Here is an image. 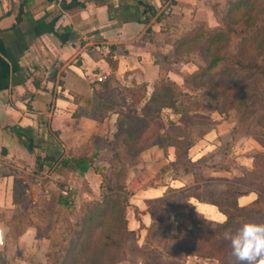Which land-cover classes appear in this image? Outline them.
<instances>
[{"label": "crops", "instance_id": "obj_1", "mask_svg": "<svg viewBox=\"0 0 264 264\" xmlns=\"http://www.w3.org/2000/svg\"><path fill=\"white\" fill-rule=\"evenodd\" d=\"M200 19L210 27L216 24L214 13L203 0H62L60 5L53 0H0V228L4 229L0 251L6 264L46 260L49 238L36 237L41 223L33 210L40 206L35 205L39 199L45 201L58 190L57 182L64 177L47 164L36 170L37 157L48 161L45 156L59 160L92 156L94 164L100 165L103 155L104 164H109L111 152L106 138L116 129L119 108L108 110L97 124L89 109L93 91L110 77L116 85L145 83L151 90L160 77V65L154 56L159 52L172 56L171 40ZM175 75L182 83V74L168 70V77L180 84ZM98 77L105 78L99 81ZM231 124H227L229 128ZM224 127L223 123L218 125L197 145L192 144L191 161L201 158L208 163L206 152L229 129ZM138 158L128 169L131 185L125 184L139 193L130 201L139 210L145 208L140 201L163 195L168 186L190 187L180 175L161 171L175 159L173 146L166 154L159 146L148 147ZM250 165L248 162L245 166ZM204 168L201 164L203 174ZM11 170L18 179L23 174L31 177V182L21 180L26 197L20 205L13 201ZM41 174L48 177L45 190L38 188ZM71 180L87 185L86 190L78 191V200L99 195L101 179L91 167L68 173L67 194L73 186ZM190 201L205 218V211L215 208L222 216L216 220H225L215 205L194 198ZM20 215H25L21 222ZM139 216L148 226L149 213L143 211ZM127 225L135 230L138 221L128 219ZM19 226H24L22 232L14 241L7 240Z\"/></svg>", "mask_w": 264, "mask_h": 264}, {"label": "trees", "instance_id": "obj_2", "mask_svg": "<svg viewBox=\"0 0 264 264\" xmlns=\"http://www.w3.org/2000/svg\"><path fill=\"white\" fill-rule=\"evenodd\" d=\"M235 0L227 14H232V21L245 25L240 32L241 40L238 43V51L230 55L228 51H221L218 44L224 39L223 33L237 32L231 25L210 27L207 22L195 20L188 24L181 31L179 36L171 40L173 45V58L158 53L154 56L155 62L160 65V77L149 90L145 83L129 86L117 85L112 87L110 81L100 82L98 89L93 91L89 101L90 114L99 122L108 110L119 106L125 110H117L115 120L116 129L107 142L113 151L111 152V163L104 169L94 164L92 156H78L71 158L55 159L45 156L48 161L37 157L35 168L41 171L47 164L53 172L61 174L63 181L57 182L58 191L54 192L49 199L54 207L66 203V178L69 172L85 171L91 167L100 176L99 195L85 200L78 207L72 205L70 213L72 218L65 217L62 226L56 234L46 230L45 226H37L36 237L45 236L49 238V245L45 252L46 262L44 264H125L131 261L130 254L146 256L148 260L144 264H161L159 251L153 250L151 256L149 250L138 244V232L141 228H149L142 222L139 213L147 211L150 217L155 219L156 211L160 206H170L181 216H184L191 224L199 226L196 216L201 215L195 210L190 201L194 198L197 201L213 204L225 215V220L220 223L216 231L207 230V240L222 238L219 240L223 248H227L222 254L224 257L213 264H235L231 256L230 243L225 239V233L235 232L241 225L234 223L236 218L239 222L262 223L264 224V187L256 190L257 196L248 204L240 205L238 197L250 192L249 189L241 188L238 184L227 182L220 192L205 194L193 191L192 187H170L168 186L163 195L146 199V206L143 210L131 204L129 198L132 191L128 189L123 181L117 180L125 174L121 156H137L144 149L151 146H159L167 153L169 146L174 147L175 159L170 161L161 171L169 170L170 173L189 172L199 170L205 160L198 158L191 161L189 149L193 142L190 138V129L195 123L193 113L189 110L196 108L188 104L183 97L188 96L187 87H204L213 94L215 104L232 93L235 98L230 106L239 111L243 116L246 113L257 112L253 117L255 126H247L246 131L264 148V88L261 92L253 91L248 100L242 97L240 85L245 79H254L257 83L264 84V0ZM204 41L203 47L196 49V53L204 60V65H198L197 69L182 75L183 87L178 86L168 77V70L161 64L169 60L168 64L177 62L185 63L181 58L185 45H190L198 39ZM208 42L209 45H205ZM183 50V52H181ZM206 52V53H205ZM205 53L204 57L203 54ZM171 60V61H170ZM216 76L219 80L212 81ZM262 84V85H263ZM261 86V84H259ZM264 87V86H263ZM110 92V94H109ZM241 94V95H239ZM118 96V99L115 96ZM164 108H169L177 120L183 122V133L173 134L162 132L159 127H152L153 120H159ZM100 114L97 115V113ZM149 129V130H148ZM119 147V150L116 147ZM261 155L264 158V150H259L250 155L251 165L245 167L244 172L251 178L258 177L255 166V157ZM262 174L264 175V164L261 163ZM13 181V201L19 205L26 197L25 186L15 176ZM260 177V176H259ZM216 195L218 198H212ZM67 196V197H66ZM132 206L134 218L138 221L137 229H130L127 225V207ZM37 213H49L44 207L36 209ZM56 212V210H55ZM25 215L19 216V222ZM49 218V216H48ZM151 218V219H152ZM49 222V220H47ZM24 226L14 229L7 240L14 241L17 234L22 232ZM132 257V256H131ZM0 264H6V258L0 251ZM43 264V263H33ZM128 264V263H126Z\"/></svg>", "mask_w": 264, "mask_h": 264}, {"label": "rangeland", "instance_id": "obj_3", "mask_svg": "<svg viewBox=\"0 0 264 264\" xmlns=\"http://www.w3.org/2000/svg\"><path fill=\"white\" fill-rule=\"evenodd\" d=\"M234 1L235 0H203V4L215 15L216 24L212 27L231 25L237 31L234 33H223L224 39L218 44L221 46V51H228L230 55L237 53L239 46L237 42L241 40L242 35L240 30L246 27L245 25H240L235 20L232 21L231 17L235 15V11H233L232 14H227ZM262 1L263 0H261L260 3H262ZM200 20L203 21L202 19ZM204 41L205 40L202 38L194 41L190 45H185L183 48L184 52L181 50V52H183L181 58L185 60V63L177 62L174 64H168L169 60H166L161 65L163 67L168 66L183 76L190 73L191 71L188 70L191 68L197 69V64L204 65L203 58L195 51L196 49L203 47ZM205 45H209L208 42ZM205 53L203 54V57ZM170 57L173 58V55ZM177 76L175 75L177 81L180 83L177 85L183 87L184 83H181V78ZM213 77L215 79H212V81L216 82L219 80L216 76ZM105 80L110 81V83H112V87H118L112 77ZM259 84H261V86H259ZM262 84L263 83H257L252 78L245 79L240 83L242 87V97L248 100V96L251 92H261L264 88V84ZM186 90L188 96L183 97L182 99H185L188 104L196 108L188 111V113H193V111L195 113L193 116V121H195V123L190 129V138L193 144L197 145L199 143V139L203 138V135L206 132L212 133L213 129L217 128V126L222 123L225 125L224 128H229L228 125L231 123L232 126L225 131L222 136H218L222 137L218 140V142H215L214 139L210 140L214 141L215 146H212L209 148L210 150L206 152L208 153L210 160L208 163L205 161L204 164H202V166L205 165L204 174L200 170H192L191 173L186 175L182 174L183 172H178L177 174L183 178L185 184L192 187L193 191L205 194L220 192V190L225 187L227 182L238 184L239 187L250 190L247 197H240L238 199V202L241 205L247 204V202L257 196L256 190H261V187H264V175L262 174L261 168V163L263 162L264 164V158L261 155L255 157V161L257 162L255 170L258 177L254 176V178H251L243 170L247 167L245 165L248 162L251 163V157L249 154H253L259 150H264L262 145H260L246 131L247 126L250 127L256 125L253 121V117L257 115V112L251 114L246 113L241 116L239 111L230 106V102L235 98V94L232 96L233 92L221 99L219 104L216 105L213 99V94L208 92L204 87L197 88L188 86ZM115 98L118 99V96L116 95ZM117 107L125 110L119 106ZM98 114H100V112H98L97 115ZM99 118L100 121L102 117ZM152 123V127H159L161 125L159 129L162 132H169L173 134L183 133V122L178 121L177 117L172 114L169 108H164L161 112L159 120H153ZM119 148L120 146L116 147L117 150H119ZM109 150L112 152V147L109 146ZM195 150L196 147H194L191 152L193 153ZM107 156L108 155L106 153V159ZM104 160L105 157L102 155L100 158V165L97 166L104 169L111 163L112 158H110L109 164H104ZM121 160L123 161L125 174L117 178V180L123 181L127 185H131L128 182V169L139 161L138 155H122ZM23 175H19L20 181L27 178L29 182H31L30 175ZM47 178L48 177H46L45 174L38 176V188L45 190L44 182ZM35 182L37 181L34 180L33 183ZM70 182L73 186L68 190L69 194L66 203L58 204L57 207H54L52 203L50 204L52 200L50 201L49 199H51V195L55 192L54 191L49 195V199H46L45 201H43L44 199H39L35 204L49 210V213H37L36 209H34L33 212L34 216L37 214V218L41 223V226H45L46 230L51 231V233L56 234L59 227L62 226V221L65 217H69L70 219L72 218L70 213L72 205L78 207L85 201L81 199L78 200L76 196H78V191L86 190L87 185L80 180H71ZM153 183L154 182H150L149 184L153 185ZM130 190L133 195H130L129 200L134 201L137 199L136 196L139 193H136L133 189ZM211 197L218 198L216 195H211ZM68 200L71 201L68 202ZM131 203L133 204V202ZM140 204L145 205V207L148 206L142 201H140ZM152 205L153 203L149 204V206ZM262 206L264 207V204H262ZM154 210L156 211V218L153 219L151 217L152 219L148 224L149 228H145V230L143 229L141 233L138 232V244L144 249L149 250L151 256H153V250H158L160 252L159 259L162 260L161 264H213L217 263L219 258L224 257L222 252H224L227 248H223V246L219 245V240L222 236L207 240V230L216 231L220 228L221 222L216 219H221L222 216L215 208L205 211V214L207 215L205 219H203L201 215L196 216L200 223L199 226L191 224L184 216H181L177 211H175L173 207L160 206ZM132 214V206H128L126 216L129 220L134 218ZM47 220H49V222H47ZM239 221V218H236L234 223H239V225L245 223V221ZM129 257L131 261L130 263L126 262L128 264H144L145 261H150L146 256H142L140 254L135 255L131 253ZM34 262L38 263V261L31 260L30 264H33Z\"/></svg>", "mask_w": 264, "mask_h": 264}, {"label": "clouds", "instance_id": "obj_4", "mask_svg": "<svg viewBox=\"0 0 264 264\" xmlns=\"http://www.w3.org/2000/svg\"><path fill=\"white\" fill-rule=\"evenodd\" d=\"M3 233L0 228V242ZM225 239L230 243L235 264H264V224L244 223L235 232H226Z\"/></svg>", "mask_w": 264, "mask_h": 264}, {"label": "built area", "instance_id": "obj_5", "mask_svg": "<svg viewBox=\"0 0 264 264\" xmlns=\"http://www.w3.org/2000/svg\"><path fill=\"white\" fill-rule=\"evenodd\" d=\"M55 3H57L58 5H60L61 4V2H62V0H53ZM64 16V15H63ZM103 78H105V77H98V80L100 81V80H102Z\"/></svg>", "mask_w": 264, "mask_h": 264}, {"label": "bare ground", "instance_id": "obj_6", "mask_svg": "<svg viewBox=\"0 0 264 264\" xmlns=\"http://www.w3.org/2000/svg\"><path fill=\"white\" fill-rule=\"evenodd\" d=\"M67 197V196H66Z\"/></svg>", "mask_w": 264, "mask_h": 264}]
</instances>
